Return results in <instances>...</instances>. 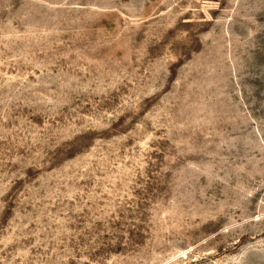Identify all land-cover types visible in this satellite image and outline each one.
<instances>
[{
    "label": "rangeland",
    "instance_id": "1",
    "mask_svg": "<svg viewBox=\"0 0 264 264\" xmlns=\"http://www.w3.org/2000/svg\"><path fill=\"white\" fill-rule=\"evenodd\" d=\"M0 264H264V0H0Z\"/></svg>",
    "mask_w": 264,
    "mask_h": 264
}]
</instances>
